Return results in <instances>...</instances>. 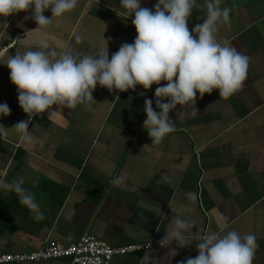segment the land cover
<instances>
[{
  "label": "crops",
  "instance_id": "crops-1",
  "mask_svg": "<svg viewBox=\"0 0 264 264\" xmlns=\"http://www.w3.org/2000/svg\"><path fill=\"white\" fill-rule=\"evenodd\" d=\"M120 2L78 0L72 12L27 36L38 27L26 19L32 11L0 17V104L10 108V115L0 116V126L9 129L7 135L0 131V181L24 177V187L34 193L43 215L37 220V213L21 205L14 191L0 188V255L31 253L49 242L69 245L89 234L113 247L151 244L154 256L160 257L166 251L159 241L168 220L180 214L209 232L254 234L258 247L253 264H264V0L221 3L232 11L230 23L219 26L217 40L250 57L242 89L227 101L218 90L203 99L197 93V116L191 107L177 105L169 113L175 131L159 145L152 146L143 128L145 98L159 112L157 85L147 91L138 85L127 92L97 85L91 109L58 106L52 120L48 113L34 117L28 128L31 143L11 130L29 117L19 106L18 90L4 65L8 56L35 50L43 40L58 52L73 54L95 55L108 44L111 59L137 35L134 15H125ZM139 2L154 11L158 0ZM196 3L199 7L188 21L190 32L206 16L205 0ZM44 15L51 19V10ZM77 34L83 37L80 43ZM183 111L179 118L176 113ZM163 175L172 182L158 183ZM120 177L123 183L114 184ZM189 191L198 193L195 202L187 200ZM185 206L192 211L185 213ZM177 251L171 264L198 255L194 244ZM145 252L116 257L110 264H141ZM11 264L72 263L61 259Z\"/></svg>",
  "mask_w": 264,
  "mask_h": 264
},
{
  "label": "clouds",
  "instance_id": "clouds-1",
  "mask_svg": "<svg viewBox=\"0 0 264 264\" xmlns=\"http://www.w3.org/2000/svg\"><path fill=\"white\" fill-rule=\"evenodd\" d=\"M222 0H205L206 16L190 32L188 21L196 0H158L155 10L142 7L139 0H121L120 6L136 29L133 43H123L109 59L108 44L98 49L95 55L86 52H58L40 40L35 50L10 55L4 65L9 69L10 80L18 90L19 106L29 117L17 122L11 130L19 133L21 141L31 143L29 123L38 115L48 113L49 120L58 115L57 107L75 108L83 105L91 109L96 103L93 92L97 85L109 92L135 91L139 85L145 91L157 85L155 105L145 98L146 119L143 128L153 145H159L164 138L175 131V122L169 113L177 105L191 107L197 116V93L201 99L214 90L219 91L222 101L236 95L248 76L250 57L236 47L217 40L220 25L230 23V7H221ZM78 0H0V17H10L21 12L32 11L31 17L37 28L29 33L39 32L51 25L55 18L72 12ZM51 10L52 17L44 15ZM76 35L77 43L82 41ZM166 81L165 84H161ZM119 99V97H117ZM167 101V102H165ZM216 104L210 105L213 109ZM183 112L176 115L182 118ZM10 115L8 105L0 104V116ZM9 129L0 126L7 135ZM148 145L144 146L148 148ZM171 177L163 175L158 183H171ZM114 184L123 183V177ZM24 177L12 182L0 181V188L14 191L19 202L37 213L36 219H43L34 193L24 187ZM187 200L195 202L198 193L189 191ZM185 206V213L191 212ZM195 222L186 215L176 214L168 220L165 235L159 246L166 251L155 257L151 248L145 252L141 264H171L179 254L177 248L185 249L193 244L198 255L187 257L178 264H253L258 247L252 233L241 235L235 230L224 234L195 228ZM175 244V247H173Z\"/></svg>",
  "mask_w": 264,
  "mask_h": 264
},
{
  "label": "built area",
  "instance_id": "built-area-1",
  "mask_svg": "<svg viewBox=\"0 0 264 264\" xmlns=\"http://www.w3.org/2000/svg\"><path fill=\"white\" fill-rule=\"evenodd\" d=\"M149 248L151 244L113 247L86 234L79 241L69 245L49 242L31 253L0 255V264L36 263L61 259H68L72 264H110L116 257L148 251Z\"/></svg>",
  "mask_w": 264,
  "mask_h": 264
},
{
  "label": "trees",
  "instance_id": "trees-1",
  "mask_svg": "<svg viewBox=\"0 0 264 264\" xmlns=\"http://www.w3.org/2000/svg\"><path fill=\"white\" fill-rule=\"evenodd\" d=\"M9 194H11V193H9ZM14 207H15V208H16V207L18 208L19 205H17V206L13 205L12 208H14ZM12 208H10V209H12ZM16 212H20V211H19V210L15 211V213L13 214V216H15ZM13 216H11V217L13 218Z\"/></svg>",
  "mask_w": 264,
  "mask_h": 264
}]
</instances>
